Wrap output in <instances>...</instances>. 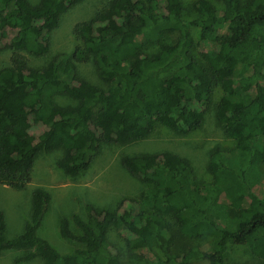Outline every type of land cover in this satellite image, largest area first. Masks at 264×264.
<instances>
[{
  "label": "trees",
  "instance_id": "1",
  "mask_svg": "<svg viewBox=\"0 0 264 264\" xmlns=\"http://www.w3.org/2000/svg\"><path fill=\"white\" fill-rule=\"evenodd\" d=\"M83 1L0 0V38L11 51L10 65L0 66L1 185L24 191L38 155L54 151L62 153L57 168L79 177L102 146L141 142L159 126L187 135L208 111L235 145L210 152L208 182L172 152L123 157L142 185L138 198L114 211L88 204L87 219L62 218L60 236L72 246L66 254L37 236L51 200L37 187L23 234L7 238L0 212V257L31 250L15 264L37 257L42 264H124L109 240L116 231L126 234L129 252L159 249L164 259L154 252V264H225L230 246L246 247L264 264V0H222V10L196 0L192 20L183 19L181 0H108L75 25L71 54L32 65L27 55L48 57L62 16ZM86 64L100 85L82 76ZM64 98L75 104L61 105ZM33 125L41 127L37 136ZM204 238H212V252L194 245ZM180 242L186 248L175 250Z\"/></svg>",
  "mask_w": 264,
  "mask_h": 264
},
{
  "label": "rangeland",
  "instance_id": "2",
  "mask_svg": "<svg viewBox=\"0 0 264 264\" xmlns=\"http://www.w3.org/2000/svg\"><path fill=\"white\" fill-rule=\"evenodd\" d=\"M41 0H29L32 5H37ZM108 0H84L71 8L61 18L60 26L52 34L51 50L48 57L37 59L27 55V58L34 66H44L54 56L60 53L71 54L76 40L73 29L76 24L90 21L95 17ZM196 0H181L184 12V20H192L195 12L192 3ZM215 8L222 10V0H207ZM195 41L199 39V29L190 30ZM9 39L5 36L0 38V66L10 65L11 51L7 49ZM82 76L93 83L100 85L94 74L92 64L80 67ZM104 87V86H103ZM216 95L220 98V88ZM61 105H74L75 102L69 99H59ZM29 133L37 136L41 133V127L33 125ZM235 143L226 138L223 126L216 121L213 111L204 115V123L200 129L187 135L177 134L174 131L159 126L155 132L146 140L128 145H104L94 159L90 169L79 177H70L57 168V161L61 158L60 151L41 153L38 155L32 172L31 183L24 191H16L7 185L0 184V212L4 214L6 221V236L13 238L23 234L27 222L30 220L32 211V191L40 187L50 194V203L43 215L42 222L37 231V236L48 241L52 247L62 254L72 251V246L60 236V222L62 218L71 219L79 215L87 219L85 207L93 205L99 210H116L117 204L127 199H137L142 185L133 178L121 164L126 156L142 154H155L160 152H172L190 160L195 168L197 176L209 181L207 165L210 152L217 146L232 148ZM222 204L228 202L222 199ZM128 203L124 205L128 208ZM71 229L78 233L76 227L71 223ZM126 234L112 231L109 235L110 242L117 248L120 260L124 264H154V252L158 257L164 259L159 249L150 252L147 249L129 252L125 247ZM186 248L185 242L176 244L175 250L181 251ZM194 245L201 250L212 252V238L197 240ZM31 250H9L3 252L0 257V264H15V261L27 255ZM40 258H35L22 264H42ZM194 264H208L200 262ZM225 264H259L249 250L242 246H230L228 259Z\"/></svg>",
  "mask_w": 264,
  "mask_h": 264
}]
</instances>
